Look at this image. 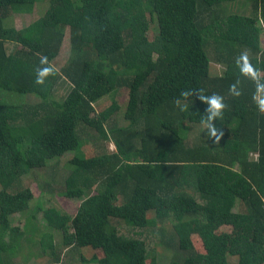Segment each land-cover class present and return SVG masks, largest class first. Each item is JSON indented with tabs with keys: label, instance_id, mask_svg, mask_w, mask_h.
Returning a JSON list of instances; mask_svg holds the SVG:
<instances>
[{
	"label": "trees",
	"instance_id": "trees-1",
	"mask_svg": "<svg viewBox=\"0 0 264 264\" xmlns=\"http://www.w3.org/2000/svg\"><path fill=\"white\" fill-rule=\"evenodd\" d=\"M50 1L17 28L11 15L31 13L36 0H0V94L40 100L0 102V264L34 239L9 226L34 194L11 188L68 152L62 193L81 203L73 216L46 213L64 248L91 247L95 264H148V244L160 242L183 257L170 264H264V0H240L249 13L228 15L222 6L239 0ZM146 13L159 29L153 40ZM67 31L71 56L58 70ZM63 78L70 89L56 100ZM121 88L124 124L116 100L92 124L95 103ZM80 124L116 150L80 157ZM190 125L209 126L197 143Z\"/></svg>",
	"mask_w": 264,
	"mask_h": 264
},
{
	"label": "rangeland",
	"instance_id": "rangeland-1",
	"mask_svg": "<svg viewBox=\"0 0 264 264\" xmlns=\"http://www.w3.org/2000/svg\"><path fill=\"white\" fill-rule=\"evenodd\" d=\"M50 3V0H36L34 9L31 13L15 12L11 15L9 24L17 28L31 24L47 11ZM241 6H243V1L239 0V3L236 5L224 4L222 9L225 15L231 14V12H238L241 14L245 12L249 13L250 8L247 9ZM146 16L149 19L148 13H146ZM149 25L148 37L153 40L156 38L159 29L157 28L155 19H149ZM259 28L261 29V46L264 47V28L262 25H259ZM70 56V34L69 31H67L61 51L52 61V64L56 69L61 70V67L70 59ZM217 62L218 61L215 60V62L212 61L211 63L210 71L212 76H219L224 71L223 64H218ZM69 89L70 85L68 82L64 80V78L61 79L55 87L53 98L56 100L62 99ZM127 99V88H121L112 95L104 96L95 103L96 112L91 120L92 124L96 123L99 113L110 107L113 101L116 100L120 105L118 124L123 125L124 120L121 112L124 111ZM39 101L38 98L32 95H19L17 93L0 94V102L2 104L18 105L22 103L25 108H28L30 105L36 104ZM91 127L83 124L79 125V132L83 145L78 155H81L80 157H90L105 152H114L116 147L113 140L104 139L96 128ZM189 127L188 135L190 142L197 143L209 126L190 125ZM107 129H109V126H107ZM74 155V152H68L61 157L50 159L46 166L41 169L32 170L31 173L23 176L11 188L10 191L12 193H17V191L22 188H29L34 194V198L30 202V208L23 213L15 214L9 219L10 228L16 229L17 234L23 233V235L20 236L21 241L27 236H32L34 239L30 242H22V250L18 251V255L15 258H10L7 264H54L58 257L61 258L62 264H95L90 262V259H92L94 255L91 247L80 248L72 246L70 249L64 248L60 231L53 230V228L50 227L46 216L47 212H52L53 210L61 215L68 214L71 216L75 215L77 212L81 200L66 197L62 193L65 189L66 177L72 171V168L69 166V160ZM1 190L2 186L0 184V191ZM149 216L150 219H155L154 214H150ZM158 223L165 225L166 228L170 227L168 220L158 221ZM34 225L36 230L31 232V229H35ZM50 235H52V241L54 243L52 247L50 244L46 243L49 241L48 238H50ZM42 241H44V243H42ZM43 246L46 249H43ZM147 251V255L149 256L147 261L148 264H170L175 260L180 261L183 259V257H180V254L176 253L175 249L167 247L160 242L149 243ZM82 256H84L86 261L83 260ZM230 262L236 263L237 259H230Z\"/></svg>",
	"mask_w": 264,
	"mask_h": 264
},
{
	"label": "clouds",
	"instance_id": "clouds-1",
	"mask_svg": "<svg viewBox=\"0 0 264 264\" xmlns=\"http://www.w3.org/2000/svg\"><path fill=\"white\" fill-rule=\"evenodd\" d=\"M247 70L251 71V68H248ZM36 82L38 84L42 83V81L40 79H37ZM182 95H183V93H182ZM262 103H264V102H262ZM211 105H212V109H213V115H220L221 110L224 108V105L220 102V98L214 96L211 100ZM211 134L215 135L214 129L211 131ZM220 135L223 136V131H221ZM219 139H220V137L218 136L217 141H219Z\"/></svg>",
	"mask_w": 264,
	"mask_h": 264
},
{
	"label": "crops",
	"instance_id": "crops-1",
	"mask_svg": "<svg viewBox=\"0 0 264 264\" xmlns=\"http://www.w3.org/2000/svg\"><path fill=\"white\" fill-rule=\"evenodd\" d=\"M236 211H237V209H236Z\"/></svg>",
	"mask_w": 264,
	"mask_h": 264
}]
</instances>
